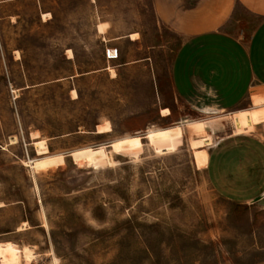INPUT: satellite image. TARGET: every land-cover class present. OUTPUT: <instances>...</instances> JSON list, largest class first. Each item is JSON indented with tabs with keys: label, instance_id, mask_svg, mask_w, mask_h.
I'll return each mask as SVG.
<instances>
[{
	"label": "rangeland",
	"instance_id": "374dc122",
	"mask_svg": "<svg viewBox=\"0 0 264 264\" xmlns=\"http://www.w3.org/2000/svg\"><path fill=\"white\" fill-rule=\"evenodd\" d=\"M181 41L153 0H0V242L33 252L16 264H264V201L221 195L191 143L209 127L179 118Z\"/></svg>",
	"mask_w": 264,
	"mask_h": 264
},
{
	"label": "crops",
	"instance_id": "0c3cea01",
	"mask_svg": "<svg viewBox=\"0 0 264 264\" xmlns=\"http://www.w3.org/2000/svg\"><path fill=\"white\" fill-rule=\"evenodd\" d=\"M153 5L182 39L172 61V87L190 112L179 118L205 121L212 135L200 170L226 198L254 202L264 196V101H253L264 96V0H153ZM164 109L170 111L163 118L171 117V108ZM241 110H250L254 124L237 133L233 116Z\"/></svg>",
	"mask_w": 264,
	"mask_h": 264
},
{
	"label": "bare ground",
	"instance_id": "6f19581e",
	"mask_svg": "<svg viewBox=\"0 0 264 264\" xmlns=\"http://www.w3.org/2000/svg\"><path fill=\"white\" fill-rule=\"evenodd\" d=\"M261 95V94H260ZM263 95V94H262ZM254 104H260L264 101V96H254L253 97ZM169 109H164L162 112L164 114L169 113ZM233 123L236 128L237 133H242L243 131H249L253 127V118L250 110H241L234 114L233 116ZM185 125L191 129L192 132L196 134L203 133L205 131V123L201 120L196 121H189L186 122ZM112 131V126L108 120L104 121L103 123L98 124L97 126V133H108ZM189 133V132H188ZM191 133H189L190 135ZM212 136L205 134L203 138L200 139H192L191 143L196 149L204 148V146L212 144ZM37 151H38V158L35 160H31L33 162L34 167L39 170L41 166L47 165L45 163L41 164V160L46 159L49 156L40 157L48 153V147L47 143H45L43 140H38L37 142ZM34 143V144H35ZM36 147V146H35ZM83 157V156H82ZM261 201H264V198L261 197ZM45 225L47 226V221L45 220ZM6 253L9 257V260L11 263L16 264L19 262L20 258L22 257L25 262H30L33 258V252L32 249L28 246H21L19 247L17 243L13 241H5L0 242V254ZM53 259L55 264H58V258L57 256L53 255ZM26 262V263H27Z\"/></svg>",
	"mask_w": 264,
	"mask_h": 264
},
{
	"label": "built area",
	"instance_id": "2783aa9c",
	"mask_svg": "<svg viewBox=\"0 0 264 264\" xmlns=\"http://www.w3.org/2000/svg\"><path fill=\"white\" fill-rule=\"evenodd\" d=\"M106 54L108 59H115L118 57V49L108 48Z\"/></svg>",
	"mask_w": 264,
	"mask_h": 264
},
{
	"label": "water",
	"instance_id": "95a60500",
	"mask_svg": "<svg viewBox=\"0 0 264 264\" xmlns=\"http://www.w3.org/2000/svg\"><path fill=\"white\" fill-rule=\"evenodd\" d=\"M256 200H261V197L257 198Z\"/></svg>",
	"mask_w": 264,
	"mask_h": 264
}]
</instances>
